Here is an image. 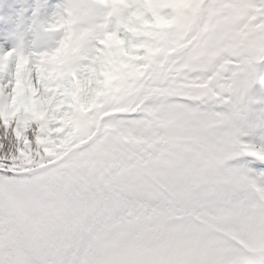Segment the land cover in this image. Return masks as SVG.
I'll use <instances>...</instances> for the list:
<instances>
[{"label":"snow or ice","instance_id":"1","mask_svg":"<svg viewBox=\"0 0 264 264\" xmlns=\"http://www.w3.org/2000/svg\"><path fill=\"white\" fill-rule=\"evenodd\" d=\"M67 16L50 51L0 54V264H264V0Z\"/></svg>","mask_w":264,"mask_h":264},{"label":"rangeland","instance_id":"2","mask_svg":"<svg viewBox=\"0 0 264 264\" xmlns=\"http://www.w3.org/2000/svg\"><path fill=\"white\" fill-rule=\"evenodd\" d=\"M76 3L87 10L94 0H0V54L15 50L17 46L25 54H39L55 48L62 32L53 25ZM259 62V70L264 73V60ZM9 63H14V57L9 58ZM251 95L252 102L248 106L260 113L259 119L251 120L253 125H258L264 122V82ZM249 111L247 107L246 112ZM248 137L255 143L261 142L264 126L254 127Z\"/></svg>","mask_w":264,"mask_h":264},{"label":"clouds","instance_id":"3","mask_svg":"<svg viewBox=\"0 0 264 264\" xmlns=\"http://www.w3.org/2000/svg\"><path fill=\"white\" fill-rule=\"evenodd\" d=\"M68 16L66 15L65 17L59 19L54 25L53 27L57 28L58 30H60L62 32V38L66 36L67 30H68ZM78 23L76 25H74V27H77ZM18 48V46H17Z\"/></svg>","mask_w":264,"mask_h":264}]
</instances>
